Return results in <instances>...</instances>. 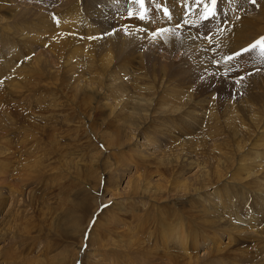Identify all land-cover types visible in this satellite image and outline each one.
<instances>
[{
  "label": "rangeland",
  "instance_id": "1",
  "mask_svg": "<svg viewBox=\"0 0 264 264\" xmlns=\"http://www.w3.org/2000/svg\"><path fill=\"white\" fill-rule=\"evenodd\" d=\"M179 1L0 0V264H264V0Z\"/></svg>",
  "mask_w": 264,
  "mask_h": 264
},
{
  "label": "snow or ice",
  "instance_id": "2",
  "mask_svg": "<svg viewBox=\"0 0 264 264\" xmlns=\"http://www.w3.org/2000/svg\"><path fill=\"white\" fill-rule=\"evenodd\" d=\"M133 2L138 3L143 8L145 0H133ZM249 2L252 3L253 5H255L257 3V0H249ZM196 3H197V5H201V4L203 5L204 11L201 13V18L204 21L215 18V16H216L215 9L218 5V0H207V2H205V0H196ZM164 14L169 15V13L166 9L164 10ZM129 15L131 16L132 14L129 13ZM139 19H142V20L145 19V15L141 14L139 16ZM185 23H187V21H185ZM166 31H168V30L167 29H159L157 33H154V35H159V34L166 32ZM205 38L209 41V43L211 42V37H205ZM256 49H259L261 56H264V37H261L260 39L251 43L248 47L242 49L240 52H237L235 54V57L229 56L227 58V61H231L236 57H241L244 54L251 53L253 50H256ZM240 79L242 80V79H244V77H241ZM239 82L240 81L238 80L237 83H239Z\"/></svg>",
  "mask_w": 264,
  "mask_h": 264
},
{
  "label": "bare ground",
  "instance_id": "3",
  "mask_svg": "<svg viewBox=\"0 0 264 264\" xmlns=\"http://www.w3.org/2000/svg\"><path fill=\"white\" fill-rule=\"evenodd\" d=\"M136 29V28H135ZM185 30V29H184ZM141 31V30H140ZM145 32V31H144ZM182 32V31H181ZM183 33H185V31L183 32ZM187 33V32H186ZM233 34V33H232ZM235 32H234V37H235ZM189 36H190V34H189ZM195 36V35H194ZM239 36H240V32L238 31V35H237V38H239ZM72 37V36H71ZM191 37H192V35H191ZM191 37L189 38V39H191ZM198 39H200V38H198ZM234 39V38H233ZM71 40H73V39H71ZM75 40V39H74ZM195 40V39H194ZM202 40V39H201ZM239 40V39H238ZM191 41H192V39H191ZM197 41V40H196ZM241 41V40H240ZM242 42V41H241ZM187 43V42H186ZM201 43V42H200ZM246 43V42H245ZM195 44V43H194ZM226 44V43H225ZM243 44V43H242ZM248 44V43H247ZM247 44H244V45H247ZM203 45H204V43H203ZM191 46H192V44H191ZM196 46V45H195ZM200 47V45H197V47ZM193 47H194V45H193ZM230 47V46H229ZM237 47V46H236ZM235 47V48H236ZM206 48V47H205ZM234 48V49H235ZM202 49V48H201ZM92 56V55H91ZM93 57V56H92ZM108 57V56H107ZM107 57H106V59H105V62H106V60H107ZM96 57H94V59H95ZM90 59V58H89ZM110 60H111V58H109ZM108 61V60H107ZM93 63V62H92ZM108 63H110L109 61H108ZM111 63H112V61H111ZM94 65V64H93ZM145 87V86H144ZM143 89H145V88H143ZM180 110H182L181 108H180ZM136 114V113H135ZM187 116V115H186ZM136 117V116H135ZM138 119H140L141 117H137ZM264 129V128H263ZM249 144V143H248ZM248 144H246V146L248 145ZM257 144V143H256ZM245 146V145H244ZM235 147V146H234ZM235 148H240V149H243V148H245V147H243V146H238V147H235ZM257 149V148H256ZM244 151V150H243ZM232 153V152H231ZM240 155V154H239ZM249 157V156H248ZM181 158V157H180ZM182 158H184V157H182ZM187 159V158H186ZM248 159V158H247ZM252 159H250L249 160V163H248V161H246V160H244V161H246L249 165L250 164H252V163H254V162H257L256 160H252ZM22 162V161H21ZM28 162V161H27ZM185 161H182L181 162V164L182 163H184ZM25 163V162H24ZM229 163H231V161L229 162ZM26 164V163H25ZM34 164V163H33ZM180 164V165H181ZM245 164V163H244ZM187 165H188V162H187ZM189 165H191V163L189 164ZM224 165H231V164H228V163H226L225 162V164ZM240 165H241V163H240ZM243 165V164H242ZM257 165V164H256ZM21 166H23V165H21ZM185 166V165H184ZM231 166H234L233 165V163H232V165ZM247 166V165H246ZM259 166V165H258ZM264 166V165H263ZM19 167V166H18ZM17 167V168H18ZM203 167V166H202ZM229 167V166H228ZM14 168V167H13ZM24 168V167H23ZM262 168V167H261ZM22 171L24 170V169H21ZM203 169H201V171H202ZM232 170V169H231ZM32 171V170H31ZM200 171V172H201ZM220 173L221 172H219L217 175L218 176H216L215 178H217L218 180H221V179H224L225 178V174H223L222 176L220 175ZM257 175V174H256ZM248 176V175H247ZM252 176V175H251ZM254 176V175H253ZM12 177V176H11ZM205 177H210V175H208V174H204V175H201L200 177H199V179L200 178H205ZM227 177V176H226ZM228 179V178H227ZM226 179V180H227ZM213 181H214V179H213V177H211L209 180H207V181H204V182H202V186H206V185H212V183H213ZM230 181L232 182V183H234V181H233V179H230ZM229 181V182H230ZM228 182V183H229ZM183 185H186V183L184 182L183 183ZM201 185V184H200ZM160 186V183L156 186V189H158V187ZM213 188V187H212ZM208 189H211V188H208ZM208 189H207V191H208ZM185 191H188V189L186 188L185 189ZM188 193V192H187ZM16 216H19V214H15ZM17 219H19V218H17ZM11 221V220H10ZM246 222V221H245ZM17 223V222H16ZM14 224V223H13ZM26 224V223H25ZM5 232H6V230H4ZM2 232V231H1ZM180 235L175 239L176 240V244L177 243H179V242H181L182 240H184L186 237L184 236V234L183 233H179ZM0 237H2V236H0ZM229 239V238H228ZM167 240H168V238L167 237H163V239H162V242H163V244L165 245V246H169L168 244H167ZM175 244V245H176ZM220 248V247H219ZM166 250V249H165ZM78 254H80L79 252H78ZM191 254V253H190ZM189 253H187V254H185L186 255V258H187V263L185 262V264H193V263H196V262H198L199 261V258L198 257H194V255H193V257L190 255ZM84 256V255H83ZM174 256V255H173ZM77 258H79V255H78V257ZM171 259V258H170ZM183 259H184V257H183ZM169 259H167V261H168ZM186 261V260H185ZM168 262H170V261H168ZM95 263V262H94ZM61 264H64L63 262L61 263ZM75 264H76V261H75Z\"/></svg>",
  "mask_w": 264,
  "mask_h": 264
}]
</instances>
